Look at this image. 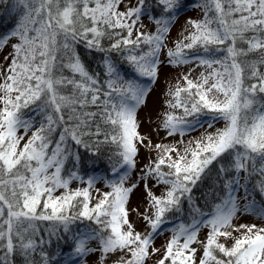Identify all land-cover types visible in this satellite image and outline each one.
I'll return each mask as SVG.
<instances>
[{
	"label": "snow or ice",
	"instance_id": "snow-or-ice-1",
	"mask_svg": "<svg viewBox=\"0 0 264 264\" xmlns=\"http://www.w3.org/2000/svg\"><path fill=\"white\" fill-rule=\"evenodd\" d=\"M121 3L16 0L22 14L9 33L0 34V48L12 38L19 41L11 45V63L0 82V264H14L17 253L26 264H37V249L53 237L68 248L60 253L63 264H80L97 250L89 246L93 240L99 241L102 258L119 251L124 255L116 264H146L160 252L153 242L163 226L172 223L168 214L183 213L185 202L196 215L190 224L180 222L173 229L156 264H197L194 244L203 249L198 264H264V226H233L240 211L238 193L243 188L248 199L253 177L264 196V0H202L203 19L189 21L193 30L167 49L170 65L196 63L205 71L195 80L189 78L191 73L183 75L185 86L177 82L175 90L170 89L168 106L182 109L183 115L166 113L161 127L169 136L183 137L201 127L204 116L208 128L218 120L224 126L189 141L182 150L155 145L162 154L144 166L140 179L151 178L165 191L157 196L148 190L154 211L148 215L146 209L142 216L151 228L147 233L136 231L128 219L126 205L136 185L125 187L124 170L135 168L137 143L143 145L146 139L138 132L137 111L148 89L139 78L157 77L165 37L182 5L181 0H155L159 11L149 19L156 31L146 33L137 27L148 12L145 0L124 11L119 10ZM79 43L103 54L104 80L81 61L75 52ZM112 53L120 54L136 78H125ZM250 54L257 58L249 60ZM63 68L71 70V78L62 74ZM69 85L72 91L64 94ZM29 108L46 114L34 131L33 118L23 111ZM29 131L31 136L21 144ZM111 144L116 145L119 162L110 169L112 179L101 177L110 191L92 204L98 177L81 175L79 148L97 157L101 146ZM145 146L152 148L151 141ZM69 160L73 170L65 175ZM214 163L219 165L217 179L223 181L224 195L205 213L194 203L192 192ZM75 181L86 186L73 189ZM244 211L264 217V206H257L255 199ZM85 220L95 227H79ZM40 222H48L43 229L48 240L39 235ZM201 228L208 229L203 241L198 238ZM221 238L230 239L231 245ZM39 255L42 264H60L43 250Z\"/></svg>",
	"mask_w": 264,
	"mask_h": 264
},
{
	"label": "rangeland",
	"instance_id": "rangeland-1",
	"mask_svg": "<svg viewBox=\"0 0 264 264\" xmlns=\"http://www.w3.org/2000/svg\"><path fill=\"white\" fill-rule=\"evenodd\" d=\"M138 0H122V3L119 6L120 11L126 10L128 6H137ZM201 3L198 4H187L182 5L181 10L174 17V22L171 24L169 32L165 37V47L161 49L160 53V64L158 66V75L155 80H151L147 77L139 78V82L145 85L148 89L147 95L144 98V103L139 107L137 111V121L139 124L138 132L141 136L146 137L144 144L137 143L138 155L135 157L136 166L134 169L124 171L128 172V180L125 183V187H131L136 185L133 191L129 195V200L126 205L129 216V221L133 224L134 229L141 233H147L151 231V228L148 226L147 222L143 220L142 216L147 209V214L151 215L154 211L149 206V196L148 190L150 189L155 195L160 196L165 191L164 185H157L151 178H148L147 181L141 180L140 177L143 175L144 166L147 165L150 161L155 160L157 156L161 153H158L155 149L156 144L162 145H177L183 149L189 141H192L196 138H199L202 134L206 132H214L216 128H221L224 126L223 120H218L215 122L213 128H208V117H201V127H197L194 131L187 132L183 137L179 133L169 136L167 130L161 127V124L166 113L172 114H183L182 109H172L168 106V101L172 100V97L169 95L170 89L175 90L177 82L181 86L185 85L184 80L182 79L183 75L191 73L189 78L196 79L202 71H205L204 68L198 67L196 63H189L186 65H170L168 63L167 49L174 48L175 42L183 40L185 36L192 31V25L189 21L201 20L203 18L204 9L200 7ZM146 8V7H145ZM148 9V8H146ZM151 15L150 10L148 9L147 14L143 15L140 21V24L137 25L141 31L146 33H154L156 31V25L153 23L149 16ZM142 25V27H140ZM135 35V33H134ZM17 38H12L9 43L0 48V82H3V76L6 75V69L11 63V54L13 49L12 44L18 43ZM5 57H8L6 60ZM39 122H34V127L32 131L38 128ZM32 131H29L24 138L23 144L26 142L29 136H31ZM19 134H23V129L20 130ZM151 141L152 148H148L145 145L148 144V141ZM182 141V143H181ZM98 177L97 182L94 185L92 190V200L91 203L95 204L100 198V194L106 191H110L105 185L103 178L107 175L108 179L113 177L110 175V172L98 171L96 172ZM243 178L244 173L240 174ZM241 179V183H243ZM147 183V188L145 184ZM86 184H81L80 181H75L72 183L71 187L73 189L78 187H85ZM99 189V192L96 191ZM250 190V189H249ZM62 191V190H61ZM251 192V190H250ZM59 194V192H57ZM244 190L240 189L238 193L239 197V207L240 211L237 213L236 217L233 220V226L239 227L240 225H252L256 224L257 226H264V217H260L255 213H246L244 211V205L249 203L252 198L251 195L248 196V199H244ZM263 200H264V196ZM257 206H264L258 199L255 200ZM172 221L170 224H165L163 230L159 235L155 236L153 247L160 249V252L152 255L148 258L146 264H156V262L162 257L165 247L173 235V229L178 227V224L181 222L180 219L174 218L169 219ZM190 224L191 218L189 219ZM231 231V229H229ZM241 232L243 229L240 230ZM208 229L201 228L198 238L203 241L206 239ZM234 236L240 235V232H233ZM182 242V241H181ZM221 242L231 245L232 241L225 240L221 238ZM89 246L97 249L96 251L86 255L80 264H116L120 256L124 255L123 252L117 251L116 253H109L106 257L102 258V254L99 251V241L93 240L89 242ZM193 247L198 249L197 252V264L198 259L202 255V246L200 244H194ZM63 264V262H62ZM167 264V262H166Z\"/></svg>",
	"mask_w": 264,
	"mask_h": 264
},
{
	"label": "trees",
	"instance_id": "trees-1",
	"mask_svg": "<svg viewBox=\"0 0 264 264\" xmlns=\"http://www.w3.org/2000/svg\"><path fill=\"white\" fill-rule=\"evenodd\" d=\"M198 4L202 3V0H181V5L187 4ZM155 0H145V7L150 10L151 15L153 12H158L159 9L154 8ZM22 14V7L16 6V0H0V34H7L15 27V21L19 19V16ZM203 19V18H202ZM193 30V28H192ZM135 36V35H134ZM186 42V41H185ZM104 46L108 47L109 41L105 39L103 41ZM243 46V45H242ZM142 47H145L142 45ZM146 50V47H145ZM75 52L79 55L81 61L88 68V70L93 74H99V78L101 80L105 79L104 76V66H103V54L99 51H90L83 43H79L75 46ZM113 61L118 65L122 66L124 70V75L126 79H134L136 78V74L133 73L131 68L127 65L126 62L122 61L119 53H112ZM223 55V53H220ZM256 54H250L248 56L249 60L256 59ZM64 64L68 63V57L65 56L63 60ZM62 74L66 77L71 78L72 72L68 68H63ZM78 78V77H77ZM185 86V85H183ZM182 86V87H183ZM72 91V86L69 85L67 88L63 89L64 94H68ZM86 111H95L94 108L85 109ZM28 117H32L34 122H39L44 119L45 113H37L33 112L31 108L23 110ZM174 115L181 116L183 114ZM191 119V118H189ZM55 138H58V133L55 135ZM73 150H76V146L73 145ZM116 145H103L100 149V154L97 157H92L88 151H86L83 147L79 148V153L82 159V164L80 165L81 175L91 176L96 174L98 171H104L109 173L110 169L113 165L119 162L118 157L114 156L116 152ZM221 163H225L221 161ZM218 169L219 165L215 164L211 166V170L204 177L203 181L200 182L193 190L192 197L194 203L199 206L202 212L208 213L211 212L212 206L216 203H219L220 200L218 197H222L224 195L223 191V181L217 179L218 177ZM68 170H73L72 161L69 160L65 163V172L67 174ZM234 175V173H229V176ZM256 177H253L251 182L248 184V188L251 190L252 198L255 200L258 199L262 203L264 202L262 195L255 188ZM192 215H196L192 213L190 207L187 202L184 204L183 213H175L168 214V219L178 218L184 224H188L189 219ZM79 227L83 228L84 226L95 227V225L91 224V222L85 220L83 225H79ZM48 227V222H40V228L42 229L39 233L45 240H48V235L43 231L44 228ZM43 250L49 254L50 257H56L60 264H62L63 259L60 255L61 250L64 252L68 251L67 246L65 245L63 240H58L55 237L51 239L50 244L43 245L42 249H37L35 256L33 257L37 264H42L41 257L39 255L40 251ZM14 264H26L24 257L17 253L12 257Z\"/></svg>",
	"mask_w": 264,
	"mask_h": 264
}]
</instances>
